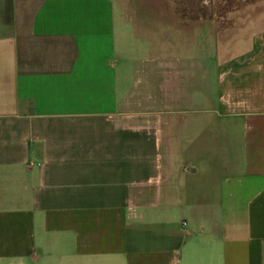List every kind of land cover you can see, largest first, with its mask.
<instances>
[{"label": "crops", "instance_id": "crops-1", "mask_svg": "<svg viewBox=\"0 0 264 264\" xmlns=\"http://www.w3.org/2000/svg\"><path fill=\"white\" fill-rule=\"evenodd\" d=\"M167 1L0 0V264H264V0Z\"/></svg>", "mask_w": 264, "mask_h": 264}, {"label": "rangeland", "instance_id": "rangeland-1", "mask_svg": "<svg viewBox=\"0 0 264 264\" xmlns=\"http://www.w3.org/2000/svg\"><path fill=\"white\" fill-rule=\"evenodd\" d=\"M263 1V0H262ZM261 0H176V9L181 12H185L190 14V12L195 14L202 13L203 15H208L210 20H215L216 16L221 15L223 12L227 10L233 9H243V8H262L261 4H263ZM171 2H169L170 4ZM172 4V3H171ZM162 8L168 5L167 0H161ZM254 6V7H250ZM221 21H225L226 24L227 19H220ZM201 36L198 37V43L201 42ZM183 53L178 51V56H182ZM201 55V53H200ZM201 71L200 68H196L193 74L192 86L189 87V93L194 94L192 99L181 98L175 104V109L177 110V117L179 121H184V117L189 114L191 110H196L201 108V103L198 101V94H200V90L202 87L201 81ZM180 84V80L178 81ZM183 84V82H182ZM214 101V99H212ZM200 107V108H199Z\"/></svg>", "mask_w": 264, "mask_h": 264}]
</instances>
